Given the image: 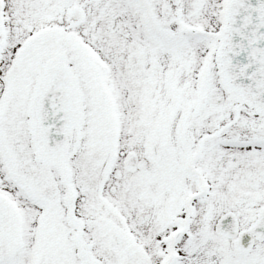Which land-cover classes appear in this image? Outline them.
<instances>
[{
	"label": "snow or ice",
	"instance_id": "1",
	"mask_svg": "<svg viewBox=\"0 0 264 264\" xmlns=\"http://www.w3.org/2000/svg\"><path fill=\"white\" fill-rule=\"evenodd\" d=\"M0 264H264V0H0Z\"/></svg>",
	"mask_w": 264,
	"mask_h": 264
}]
</instances>
